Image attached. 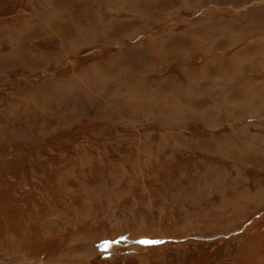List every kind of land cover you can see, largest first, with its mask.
<instances>
[{"label": "rangeland", "instance_id": "374dc122", "mask_svg": "<svg viewBox=\"0 0 264 264\" xmlns=\"http://www.w3.org/2000/svg\"><path fill=\"white\" fill-rule=\"evenodd\" d=\"M0 264H264V0H0Z\"/></svg>", "mask_w": 264, "mask_h": 264}, {"label": "snow or ice", "instance_id": "6c2138e0", "mask_svg": "<svg viewBox=\"0 0 264 264\" xmlns=\"http://www.w3.org/2000/svg\"><path fill=\"white\" fill-rule=\"evenodd\" d=\"M149 243H158V242H149Z\"/></svg>", "mask_w": 264, "mask_h": 264}]
</instances>
